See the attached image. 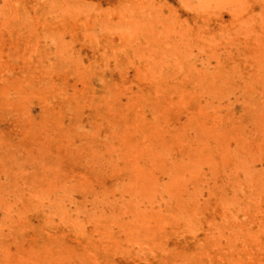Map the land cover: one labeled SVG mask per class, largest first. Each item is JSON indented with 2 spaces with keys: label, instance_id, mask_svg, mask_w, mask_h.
<instances>
[{
  "label": "rangeland",
  "instance_id": "rangeland-1",
  "mask_svg": "<svg viewBox=\"0 0 264 264\" xmlns=\"http://www.w3.org/2000/svg\"><path fill=\"white\" fill-rule=\"evenodd\" d=\"M0 264H264V0H0Z\"/></svg>",
  "mask_w": 264,
  "mask_h": 264
}]
</instances>
